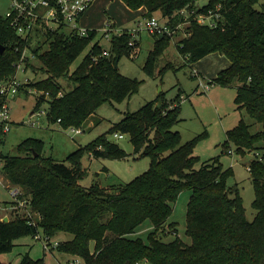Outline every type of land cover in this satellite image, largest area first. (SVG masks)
I'll return each instance as SVG.
<instances>
[{"label":"trees","instance_id":"trees-1","mask_svg":"<svg viewBox=\"0 0 264 264\" xmlns=\"http://www.w3.org/2000/svg\"><path fill=\"white\" fill-rule=\"evenodd\" d=\"M129 9L146 10L145 18L159 13L171 28L187 23L186 37L178 42V51L189 63L211 53L226 56L230 65L212 80L220 86L237 85L235 103L261 125L251 132L243 120L226 132V142L235 152L254 151L249 173L255 198L256 215L246 219L243 199L237 186L229 187L231 168L224 169L218 158L201 163L194 149L201 136L181 144L179 132L172 128L180 121V97L175 106L161 107L149 102L133 113H127L109 134H127L137 156L151 159L149 169L109 193L99 184L83 187L86 176L81 158L124 159L126 152L117 144L100 136L86 148L67 156L66 162H55L42 156L39 139L29 138L18 145L19 155L4 156L2 173L14 186L22 189L19 200L38 214L32 219L21 216L0 218V255L10 252L15 240L41 233L53 239L58 233H69L71 240L59 241L56 251L78 257L84 264H264V11L254 8L259 0H121ZM199 15H212L213 26L200 24ZM91 29L86 37H77L62 30L48 32L43 40L31 46L20 39L0 15V82L11 78L26 47L40 63L46 79L21 87L34 88L38 96L35 110L48 101V120L63 128L81 127L105 103L123 102L138 92L141 82L122 75L115 63L131 55V37L126 31L113 36L108 56H102L101 36ZM99 36V37H98ZM156 53L171 36H156ZM48 49L42 51V44ZM79 66L71 65L85 52ZM97 57V61H93ZM31 59H26L30 66ZM59 79L73 84L61 92ZM48 93L49 99H46ZM59 93L62 95L59 96ZM161 95L158 96L160 98ZM1 105V101H0ZM5 134L0 133V139ZM229 151H232L228 148ZM190 191L186 211V235L190 244L178 236L165 241L158 232L171 216L173 204L183 191ZM16 202L11 203L13 206ZM106 220V221H105ZM145 221L154 226L147 241L128 236ZM176 234L173 224H168ZM94 244L91 250V244ZM0 264H5L0 261ZM19 264H44L27 253Z\"/></svg>","mask_w":264,"mask_h":264},{"label":"rangeland","instance_id":"rangeland-1","mask_svg":"<svg viewBox=\"0 0 264 264\" xmlns=\"http://www.w3.org/2000/svg\"><path fill=\"white\" fill-rule=\"evenodd\" d=\"M121 0H100L92 8V24L96 28L103 27L108 20L113 24L111 12H117L118 23L127 21L121 25L123 29H139L136 37L137 46L131 50V55L122 56L118 62L119 72L129 78L137 79L141 82L137 93L123 102L105 103L101 105L95 113L81 126L82 133L75 134L72 129L76 127L63 128L59 123H52L48 120V101L42 103L36 110L38 96L29 93L30 88L22 89L15 98L7 100L9 107V130L0 139V155H19L18 145L26 139H39L42 144V156L52 158L55 162H66V158L72 152L80 148H86L90 143L95 142L100 136H106L107 140L117 144L123 149L127 157L124 159L114 158H91L84 152L81 158L86 176L80 181L83 187H90L92 184H99L109 193H116L121 187L131 182L136 177L146 172L151 163L148 156H137L130 141V136L122 134V138H117L108 131L127 113H133L145 104L156 101V105L161 101L168 108L176 105V96L180 97V121L172 128V131L179 132L181 144L201 136L194 153L199 157L201 163L211 158H218L224 169L231 168L233 176L227 180L229 187L237 186L243 199L246 219L252 222L256 210L252 203L255 198L254 188L251 181L248 166L255 158V152L239 154L235 152L233 144L226 142V132L234 128L240 120L250 126L251 132L261 130V125L254 122L247 112L238 108L235 103L237 95V85L220 86L214 84L212 80L218 72L230 65L229 59L219 53H211L195 63H189L186 56L178 51V42L186 37L188 24L181 25L173 34L168 44L150 59L151 53L155 49L156 39L143 28L144 19L129 20L125 12L121 9ZM206 4L205 0H199L196 6L201 8ZM11 7L10 0H0V15L4 16ZM254 8L264 11V0H259ZM106 10V11H105ZM110 13V14H109ZM161 23L165 22L160 14H154ZM91 24V26H92ZM94 30V29H93ZM101 36V33H98ZM98 36V37H99ZM100 45L107 50L108 41L100 40ZM88 47L78 59L71 65V71L75 70ZM48 49V44H42V51ZM194 70L199 74L194 76ZM47 74L40 69V63L36 59L31 60L28 67L23 66L16 73L18 83H35L47 78ZM208 85V89L203 88ZM58 84L61 92L66 93L72 89L73 84L66 79H59ZM161 95L160 98L158 96ZM48 100L49 97L47 96ZM121 134V133H117ZM228 148L232 150L230 153ZM3 159L0 156V218L21 216L27 217L31 214L33 221H38V214L30 208L23 209L15 206L10 208L14 202L12 196L13 189L18 188L22 194V189L12 185L2 173ZM190 191H183L176 202L170 218L161 228L163 233L158 232L165 241H170L174 236H178L184 243L190 244L191 239L186 235V211L190 198ZM106 221V220H105ZM169 223L173 224L174 230ZM154 231V226L145 221L136 231L129 235L131 239L140 238L147 241L148 234ZM73 236L69 233H58L52 239V244L57 241L71 240ZM15 246L8 253L0 255V261L5 264H19L27 253L33 260L43 259L44 264H84L83 260L71 255L62 254L51 248L45 251L43 241L32 235H27L15 240ZM94 244H91L93 250ZM77 260V261H76ZM75 261V262H74ZM145 264V263H144Z\"/></svg>","mask_w":264,"mask_h":264},{"label":"built area","instance_id":"built-area-1","mask_svg":"<svg viewBox=\"0 0 264 264\" xmlns=\"http://www.w3.org/2000/svg\"><path fill=\"white\" fill-rule=\"evenodd\" d=\"M11 7L9 11L2 16V18L7 22L8 26L16 33V35L28 42L29 45L34 46L38 41L43 40V35L48 32H54L57 30H62L67 34L75 35L77 37H86L88 32L91 29L85 28L81 25V19L86 14L88 9L93 4L94 0H10ZM197 21L200 24H208L213 26L212 15L203 16L199 15ZM187 24V23H183ZM183 24L177 25L175 28H171L165 22L161 23L160 20L152 16L150 18L144 19V24L142 25L145 30H147L153 36L168 35L173 36L175 31ZM129 33L131 40L129 45L132 47L137 46L136 40H133L139 29H122L116 27L110 21H108L105 26L98 32L101 33V39H105L108 43L111 42L113 36H120L124 32ZM187 35V34H186ZM102 56H108L107 50H104ZM36 59L29 47H26L23 50L21 59L14 64L16 69L15 74L5 80L0 82V133L5 134L9 130V107L7 105V100L15 98L16 95L20 92V89L26 83H18L16 80V73L19 69H22L23 66H26V59ZM97 57H93V61H97ZM30 60V61H31ZM194 76H198L197 72L194 71ZM203 86V83L200 84ZM203 88L208 89L207 86ZM29 93H34L40 95L34 88H30ZM62 94L59 93V96ZM48 93H46V97ZM60 123V120H58ZM72 132L75 134L82 133L81 127H76L72 129ZM117 138H122V134H114ZM230 153L232 151H229ZM249 170V166L247 167ZM21 192L18 188L13 189L12 196L14 198L15 206L22 207L26 209V202L19 200ZM10 208H15L10 206ZM27 218L32 219V224L35 225L36 221H33L31 214H27ZM37 239L43 241V248L45 251L50 250L51 248H56L59 244V241L52 244V239H49L43 236L41 233L35 235ZM77 261V260H76ZM75 262V261H74ZM144 264V263H143ZM146 264V263H145Z\"/></svg>","mask_w":264,"mask_h":264},{"label":"crops","instance_id":"crops-1","mask_svg":"<svg viewBox=\"0 0 264 264\" xmlns=\"http://www.w3.org/2000/svg\"><path fill=\"white\" fill-rule=\"evenodd\" d=\"M100 0H94L93 4L91 5V7L88 9V11L86 12V14L83 16V18L81 19V25L85 28H88V29H94V30H97V31H100L104 26L105 24L109 21H107L106 23L103 24V27L101 28H96L95 26H93L92 24V8H94L96 6V4H98ZM122 2V1H120ZM120 7L121 9L125 12L126 16L130 17L129 20H138L140 17H142L143 19H145V13H146V10L144 8H141L139 10H136V11H133L131 9H129L123 2L120 3ZM106 11V10H105ZM110 14V13H109ZM156 14H159V13H156ZM111 17H112V22L113 24L118 27V28H122L123 26L121 25H124L126 23H128L127 21H123V23H118L115 21V19H118L119 18V14L117 12H111ZM92 24V26H91ZM127 25V24H126ZM123 29V28H122ZM196 71V70H194ZM197 72V71H196ZM199 73L197 72V75ZM209 88V87H208Z\"/></svg>","mask_w":264,"mask_h":264},{"label":"water","instance_id":"water-1","mask_svg":"<svg viewBox=\"0 0 264 264\" xmlns=\"http://www.w3.org/2000/svg\"><path fill=\"white\" fill-rule=\"evenodd\" d=\"M5 51V47L3 45L0 44V54L3 53ZM115 67L118 68V63H115ZM158 107H161V101L158 102ZM2 221L4 222H8V218L5 217L4 219H2Z\"/></svg>","mask_w":264,"mask_h":264}]
</instances>
